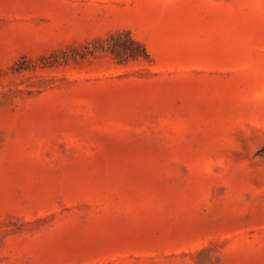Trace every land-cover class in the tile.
Here are the masks:
<instances>
[{
    "label": "rangeland",
    "instance_id": "obj_1",
    "mask_svg": "<svg viewBox=\"0 0 264 264\" xmlns=\"http://www.w3.org/2000/svg\"><path fill=\"white\" fill-rule=\"evenodd\" d=\"M0 264H264V0H0Z\"/></svg>",
    "mask_w": 264,
    "mask_h": 264
},
{
    "label": "trees",
    "instance_id": "obj_2",
    "mask_svg": "<svg viewBox=\"0 0 264 264\" xmlns=\"http://www.w3.org/2000/svg\"><path fill=\"white\" fill-rule=\"evenodd\" d=\"M94 49L108 52L119 64L148 59L145 47L133 39L128 32H117L110 35L106 40H100V45Z\"/></svg>",
    "mask_w": 264,
    "mask_h": 264
}]
</instances>
